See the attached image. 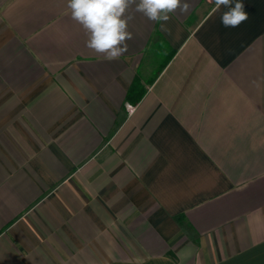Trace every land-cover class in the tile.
Returning <instances> with one entry per match:
<instances>
[{
    "label": "crops",
    "instance_id": "1",
    "mask_svg": "<svg viewBox=\"0 0 264 264\" xmlns=\"http://www.w3.org/2000/svg\"><path fill=\"white\" fill-rule=\"evenodd\" d=\"M189 2L107 61L67 0H0V264H264V0Z\"/></svg>",
    "mask_w": 264,
    "mask_h": 264
},
{
    "label": "clouds",
    "instance_id": "2",
    "mask_svg": "<svg viewBox=\"0 0 264 264\" xmlns=\"http://www.w3.org/2000/svg\"><path fill=\"white\" fill-rule=\"evenodd\" d=\"M133 5L135 12L149 21L160 23V30L169 34L170 14L179 12L184 15L192 7L189 0H67L71 19L80 24L87 35L86 48L103 55L107 61L118 60L128 51L127 41L133 39L128 27L134 18L128 12ZM232 5L233 0H214L213 14L219 12L222 6L227 8L220 17L226 28L239 27L248 19L240 0H236L234 7ZM251 83L260 87L258 80Z\"/></svg>",
    "mask_w": 264,
    "mask_h": 264
},
{
    "label": "trees",
    "instance_id": "3",
    "mask_svg": "<svg viewBox=\"0 0 264 264\" xmlns=\"http://www.w3.org/2000/svg\"><path fill=\"white\" fill-rule=\"evenodd\" d=\"M172 56L173 54L170 55V57L167 59V62H169ZM167 62L164 63V65L167 64ZM153 80L154 79L150 80L149 83L150 84L153 83ZM144 94H145L144 85L142 84L140 78H136L128 91L127 99L133 103H137L142 99Z\"/></svg>",
    "mask_w": 264,
    "mask_h": 264
}]
</instances>
